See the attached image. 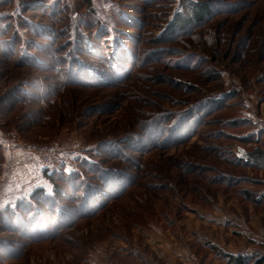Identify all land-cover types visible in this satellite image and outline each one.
<instances>
[{
  "label": "rangeland",
  "instance_id": "obj_1",
  "mask_svg": "<svg viewBox=\"0 0 264 264\" xmlns=\"http://www.w3.org/2000/svg\"><path fill=\"white\" fill-rule=\"evenodd\" d=\"M262 121L264 0H0V264H220L248 244L227 218L250 222L243 189L264 196V170L231 159L264 148ZM51 145L49 172L79 170L100 202L8 221L50 184ZM104 167L126 173L107 195ZM71 188L54 203L73 209Z\"/></svg>",
  "mask_w": 264,
  "mask_h": 264
},
{
  "label": "trees",
  "instance_id": "obj_2",
  "mask_svg": "<svg viewBox=\"0 0 264 264\" xmlns=\"http://www.w3.org/2000/svg\"><path fill=\"white\" fill-rule=\"evenodd\" d=\"M85 1L87 5L92 6L93 0H85ZM209 13H210V10L208 9L206 5L196 6L194 7L192 11V16L190 18H187V19L180 18L177 20V22L179 23L181 28H184L188 26L189 24H191L192 22H198V21L205 20V18L209 15ZM81 75L82 74L77 73L76 78L80 79L81 77V80L79 81H83V83L95 84V83L101 82L104 84H109L117 80L113 78L107 71L101 75L100 74H90L87 72L84 73L82 76ZM231 159L237 164L238 163L241 165L249 164V162L246 161L244 157H240L237 152L234 153ZM48 168H50V166L47 168H44L46 170H44L43 174L45 178L49 180L50 184L38 186L31 193L29 198L27 197L22 198L23 199L22 201L24 202L21 201L22 203L21 202L19 204L17 203L19 205V206L16 205L18 206L17 208L16 206L13 207L14 210L12 209L10 211L11 217H9L8 221H11L10 220L11 218L13 219L15 218L14 221H16L17 223L24 221V220H30L29 221L30 223H32V220L37 221L35 225L37 226V230H39L40 229L39 224H45L50 220L49 217L47 218V216H45V214L47 213L49 214L51 212L57 213L58 216L59 215L61 216L60 219H58V221H60L61 219L64 220V218L62 217H65V214H69L70 216L72 214L74 215V213H77V212H85V210L89 209L88 205L94 204V203L96 205L100 202L99 197L101 196L100 190L102 187L95 186L94 183H91L89 181L88 177L80 176L82 174L79 172V170L76 169L74 171L67 172V171H58L57 169H54L52 172H49ZM102 171L104 172L103 175L102 174L97 175L99 179L105 180L104 185L107 190H103L102 194L107 195L109 188L112 189L113 192H115L114 190L117 189V185L115 184H117V182H120L119 180L120 178L117 180L114 177H116V175L119 174L121 175V178H123V176L126 173H122L123 170H120L116 167H104L102 168ZM118 171H122V172L119 173ZM57 179L62 180L63 182H66L65 185L61 184L60 182L57 183L55 181ZM68 185L69 187L70 186L72 187L71 188L72 193H74V189H77V186L81 187L79 189L80 195H78V197L77 196L74 197L72 193L70 194V192L66 195L67 196L66 199L77 200V205L73 209L72 208L69 209V208L64 207L61 204L59 205V204L54 203L57 192L66 194V191H65L66 189L64 188L67 187ZM243 192L244 193H242L241 196L245 202L249 201L250 203H254V204L264 203V196L261 198L259 197L257 198V197H254L251 191L243 189ZM117 194L118 193H115L113 196ZM103 204L104 203H102V205ZM22 209H24V211ZM28 210L30 211V215H29ZM63 211H65L66 213H63ZM35 214L40 215L39 218ZM58 221L56 222L57 224H58ZM57 224L54 227L56 226L58 227ZM25 226L28 227V223L25 224ZM33 233L39 234L40 232L38 231V232H33ZM218 252H219V255L228 257L229 264H264V257L234 255L231 253H224L223 251H218Z\"/></svg>",
  "mask_w": 264,
  "mask_h": 264
},
{
  "label": "built area",
  "instance_id": "obj_3",
  "mask_svg": "<svg viewBox=\"0 0 264 264\" xmlns=\"http://www.w3.org/2000/svg\"><path fill=\"white\" fill-rule=\"evenodd\" d=\"M262 128L264 129V121H262ZM48 149L47 151L45 150L44 152H42L38 159L39 165L43 169L49 167L52 164L57 151H59L57 145H51L50 149ZM246 154V161L255 165L257 168L264 170V148L262 149L256 147L253 151L246 152ZM262 157L263 160H261ZM231 219L235 221L238 232H240L248 242L247 245H243V247L241 248L240 255L264 257V226L255 228L251 225L247 218L239 214L233 215ZM191 258V261L194 264H199L197 257L193 256Z\"/></svg>",
  "mask_w": 264,
  "mask_h": 264
},
{
  "label": "crops",
  "instance_id": "obj_4",
  "mask_svg": "<svg viewBox=\"0 0 264 264\" xmlns=\"http://www.w3.org/2000/svg\"><path fill=\"white\" fill-rule=\"evenodd\" d=\"M246 152H249V151L247 150ZM246 155H244V158H245ZM251 205H252V203H251ZM251 205L248 207V211H249L248 216L250 218L251 225L254 226V227L264 226V212H261L260 214H254L253 208H252ZM232 216H231V218H232ZM227 218H229V220H231L230 216L227 217ZM224 226H227V224H225ZM234 232H238V231H234ZM238 233H240V232H238ZM218 247H219L220 250L222 249L224 253H231V254H234V255H240V249L239 248H241V247H238V249H233L232 247H230V248L229 247H227V248L225 247L224 248V247H220V246H218ZM218 262L220 264H229L228 257L222 256V255H219V254H218Z\"/></svg>",
  "mask_w": 264,
  "mask_h": 264
},
{
  "label": "water",
  "instance_id": "obj_5",
  "mask_svg": "<svg viewBox=\"0 0 264 264\" xmlns=\"http://www.w3.org/2000/svg\"><path fill=\"white\" fill-rule=\"evenodd\" d=\"M238 150H239L238 155L240 157H244V155H246V151H245V149L243 147H239Z\"/></svg>",
  "mask_w": 264,
  "mask_h": 264
},
{
  "label": "bare ground",
  "instance_id": "obj_6",
  "mask_svg": "<svg viewBox=\"0 0 264 264\" xmlns=\"http://www.w3.org/2000/svg\"><path fill=\"white\" fill-rule=\"evenodd\" d=\"M261 160H263V157H262V159Z\"/></svg>",
  "mask_w": 264,
  "mask_h": 264
}]
</instances>
